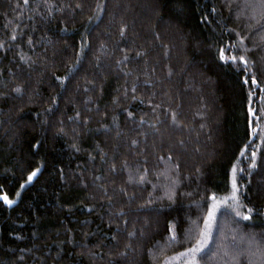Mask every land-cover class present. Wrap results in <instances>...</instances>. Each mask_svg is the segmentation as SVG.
Returning <instances> with one entry per match:
<instances>
[{"label":"trees","instance_id":"1","mask_svg":"<svg viewBox=\"0 0 264 264\" xmlns=\"http://www.w3.org/2000/svg\"><path fill=\"white\" fill-rule=\"evenodd\" d=\"M193 256L264 264V0H0V264Z\"/></svg>","mask_w":264,"mask_h":264},{"label":"snow or ice","instance_id":"2","mask_svg":"<svg viewBox=\"0 0 264 264\" xmlns=\"http://www.w3.org/2000/svg\"><path fill=\"white\" fill-rule=\"evenodd\" d=\"M225 57L223 56V54L221 55V59H224ZM231 59L234 61L236 59V57H231ZM241 61H244V57H240ZM255 82V81H253ZM34 175V174H33ZM32 177H29V180H31ZM233 189H234V193H235V183L233 185ZM3 199L5 200V202L7 203H11L10 200H8L7 196H4ZM233 199H235V195H233ZM249 211H251V209H249ZM237 215H240L239 212L236 213ZM244 219H249L250 217L248 216H244ZM215 219V212L213 210L209 211V215H208V223L206 224V229H209L211 226V221ZM202 237L203 239H201L200 241H198V247L193 248L191 251L193 253H198V252H203L204 251V247H205V243L207 241V239L209 238V231H205L202 233ZM175 237H173L174 239ZM190 264H197V260L196 257L193 256L192 261L190 262Z\"/></svg>","mask_w":264,"mask_h":264}]
</instances>
